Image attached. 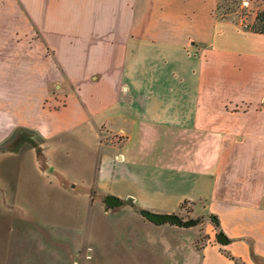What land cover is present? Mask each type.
I'll return each mask as SVG.
<instances>
[{"label": "crops", "instance_id": "crops-1", "mask_svg": "<svg viewBox=\"0 0 264 264\" xmlns=\"http://www.w3.org/2000/svg\"><path fill=\"white\" fill-rule=\"evenodd\" d=\"M222 1L0 0V145L36 133L50 164L69 138L109 148L88 183L66 180L158 231L126 259L264 264V0L235 22Z\"/></svg>", "mask_w": 264, "mask_h": 264}, {"label": "rangeland", "instance_id": "rangeland-1", "mask_svg": "<svg viewBox=\"0 0 264 264\" xmlns=\"http://www.w3.org/2000/svg\"><path fill=\"white\" fill-rule=\"evenodd\" d=\"M219 11L234 22L241 12L237 0H223ZM66 145L67 153L55 152L51 164L36 133L19 129L0 145L20 151L0 152V264H107L114 258L118 264H158V256L126 259L128 252L118 251L158 239L156 229L133 222L139 214L127 203L106 211L99 192L70 188L66 180L88 183L110 149L96 146L91 135L69 138Z\"/></svg>", "mask_w": 264, "mask_h": 264}, {"label": "water", "instance_id": "water-1", "mask_svg": "<svg viewBox=\"0 0 264 264\" xmlns=\"http://www.w3.org/2000/svg\"><path fill=\"white\" fill-rule=\"evenodd\" d=\"M121 204V201L114 197V196H107L106 197V207L105 210H108L110 207H116ZM142 215L146 217L148 220L155 222V223H173L181 226H190L193 224H196L197 220L194 219H188V220H182L180 216L177 214H159L155 212H151L148 210H142ZM223 236L222 234H218L217 238L221 240V237Z\"/></svg>", "mask_w": 264, "mask_h": 264}, {"label": "trees", "instance_id": "trees-1", "mask_svg": "<svg viewBox=\"0 0 264 264\" xmlns=\"http://www.w3.org/2000/svg\"><path fill=\"white\" fill-rule=\"evenodd\" d=\"M251 29L255 32L264 33V10L258 12ZM140 212H142V210H140ZM212 221L216 224L214 218H212Z\"/></svg>", "mask_w": 264, "mask_h": 264}, {"label": "built area", "instance_id": "built-area-1", "mask_svg": "<svg viewBox=\"0 0 264 264\" xmlns=\"http://www.w3.org/2000/svg\"><path fill=\"white\" fill-rule=\"evenodd\" d=\"M238 1V6H239V9H240V15H244L245 12L249 9L250 7V4H251V1L252 0H237ZM240 17V21H241V24L244 26V27H247V23L244 22V19L243 17Z\"/></svg>", "mask_w": 264, "mask_h": 264}]
</instances>
